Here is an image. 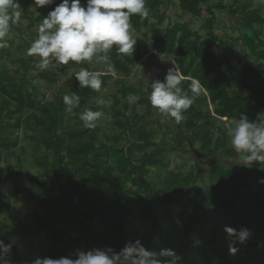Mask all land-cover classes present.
<instances>
[{"label": "trees", "instance_id": "obj_1", "mask_svg": "<svg viewBox=\"0 0 264 264\" xmlns=\"http://www.w3.org/2000/svg\"><path fill=\"white\" fill-rule=\"evenodd\" d=\"M172 1L166 0L168 4ZM176 1L181 11L204 17L203 26L211 34L209 39L191 31L185 22L168 21L154 27L149 23V16L131 18L134 32L150 33L154 50L173 57L186 78L182 84L184 90L189 89L192 79L201 83L204 97L215 105L217 117L238 119L246 114L249 119H255L257 113L264 111V16L261 8L255 5L256 0ZM261 1L264 5V0ZM30 2L32 0L25 3ZM161 2L146 0L150 14L156 16ZM52 7L54 5L36 10L37 15L30 25L41 23ZM222 12L241 22L234 26L238 30L236 42L244 55L238 67L229 58L211 51L204 52L203 55L208 56L201 59L206 41L215 44L222 40L211 32ZM160 15L159 21H162L165 17L163 13ZM8 55V47L0 50V155L3 148L17 144V138L13 143L8 141L11 130L1 126L3 121L13 120L10 125L16 128L28 126L45 134L43 141L51 152L50 156L36 158L42 176L57 180L66 178L63 185L56 184L55 195H49L50 187L44 190L48 204L45 213L36 220L35 233L43 232L49 238L53 258L59 253L53 249L57 248L58 240L62 241L66 256L77 249L87 251L93 247H110L120 252L139 242L156 252L175 250L182 258L181 264H264V183H259L264 171L255 166L220 162L197 172L191 169L185 173L174 171L168 166L164 146L155 144L153 132L138 125L137 118L129 122L117 121L135 136L126 147L118 145V134L102 133L100 125L94 130L67 132L65 118L68 114L64 112L63 95L48 105L37 106L31 92L27 91V85H31L27 73L35 69L33 58L14 60L18 68L9 71L4 68ZM109 61L116 62V69L125 74L133 62L130 56L118 55L115 48ZM40 73L45 74L42 77L46 80L54 81L47 72ZM122 94L128 96L124 91ZM143 101L149 108L150 102ZM94 106L78 109L94 110ZM185 117L184 125L192 134L193 119L201 117V110L192 106ZM209 124L206 120L199 134L202 157L209 159L213 154L235 157L233 149L226 146L224 135L212 139ZM199 181L198 191L189 196L187 188ZM43 185L40 179L33 197L41 192ZM128 195L131 201L127 200ZM74 198L83 201L81 209ZM54 211H57L55 223L45 222ZM135 217L140 219L141 231L131 223ZM95 219L102 223L97 230L92 225ZM229 227L246 228L251 232L245 244L235 245L238 249L235 254L229 252L226 231ZM14 231L22 235L18 229ZM13 233L1 227L0 240L7 244L6 237Z\"/></svg>", "mask_w": 264, "mask_h": 264}, {"label": "rangeland", "instance_id": "obj_2", "mask_svg": "<svg viewBox=\"0 0 264 264\" xmlns=\"http://www.w3.org/2000/svg\"><path fill=\"white\" fill-rule=\"evenodd\" d=\"M25 2L26 0H20L24 15L19 26L11 29L6 46L0 48L1 50L8 47L9 55L5 60L4 68L9 71L18 68V63L14 60L33 58L26 55V50L32 40L37 38V26L40 22L30 25L36 17L37 11L29 10L32 2L27 4ZM255 5L261 8L262 16H264L262 1L256 0ZM155 12L156 16L150 14L149 11V23L154 27H159L168 21L185 22L191 31L197 32L203 39H209L211 36L203 26L204 17H194L181 11L176 0H173L171 4H168L166 0H162ZM160 13H163L165 17L162 21H159ZM217 18L218 21L213 24L211 32L222 40L215 44L210 40L206 41L202 46L201 59L208 56L203 55L204 52L211 51L212 54H222L224 57L229 58L238 67L244 55L236 42L235 37L238 30L234 29V26H238L241 22L238 19H231L226 12L220 13ZM133 34L138 38L134 54L130 56L133 62L127 74L116 69V62L94 61L91 65H76L70 62L68 66L60 70L44 71L54 79V81H49L42 77L45 74L40 75L43 73H40L41 71L35 66V69H31L27 73L31 82V85H27V91L31 92L37 106L41 104L48 105L61 95L76 92L80 96L81 108L95 105V111L99 110L104 113L99 124L101 132L118 134L120 138L118 145L120 147H126L128 143L133 142L135 136L129 132L130 130L120 126L117 121L129 122L137 118L138 125H142L148 132H153L155 144L164 146L168 166L174 171L185 173L191 169L197 172L199 169H205L216 162L238 166L239 164L235 162L238 159L237 154L233 158H225L221 154H213L209 159L202 157L199 134L202 133L203 124L206 120L210 123L208 130L212 139L215 140L224 135L227 142L226 146L231 147L230 138L223 127L225 119L214 114L215 105L204 97V92L193 104L201 110V117L193 119L192 134H189L187 127L184 125L187 118L180 125H177L173 119L162 117L151 104H149V108L146 107L143 100L147 99L151 91L150 83L157 79L162 81L169 68L174 66L178 68V66L171 55L159 54L154 50L150 33L145 34L144 30H141ZM262 37L264 39V27H262ZM10 42L12 44L8 46ZM33 60L34 65H36L37 61L34 58ZM82 67L104 73H109L110 67H114L118 73V78L113 79L110 73L104 75L102 77L104 83L101 92H95L89 88L80 89L73 74L80 71ZM233 87L234 85H232ZM122 91L126 95L134 94L138 96L139 100L137 103L129 105ZM100 98L110 101V103L107 106L97 105V100ZM83 111L76 109L75 114L66 116L67 132L85 129L79 119V114ZM10 124H13V120L7 119L1 123L2 127H6L12 132L7 136L8 141L13 143L17 138V144L6 149L3 148L0 155V228H4L7 232H14L9 238L6 237L8 243H11L13 239L16 240V244L13 245L11 251L13 264H30V261L37 256L53 258L50 254L52 248L49 247V238L43 232L35 233L38 229L36 220L37 217L45 213L48 204L47 194H44V190L50 187L49 195H55L56 184L63 185L66 178L57 180L52 176H42V168L37 164L36 158L45 154L49 155L51 152V149L45 146L43 141L45 134L43 132L32 130L28 126L16 128ZM8 152L10 155H7ZM177 158H180L181 163H176ZM40 179L44 182L43 188H41V192L33 197L34 189L38 186ZM202 182L204 183V180ZM200 184L201 181L187 188V194L192 196L196 193ZM127 186H129V183H127ZM250 187L252 188V185ZM4 198H7L6 201H9V203L5 202ZM127 200H132L131 195L127 196ZM74 202L79 205L80 209L82 208L83 201L81 199L74 198ZM56 212H52L48 219H45V222L54 224ZM131 223L139 231L142 230L139 217L132 218ZM92 225L97 230L102 226V223L99 219H95ZM15 229L21 231L22 235H17ZM56 242H58L56 244L57 248H53L59 250L56 258L66 256L62 241L58 240Z\"/></svg>", "mask_w": 264, "mask_h": 264}, {"label": "clouds", "instance_id": "obj_3", "mask_svg": "<svg viewBox=\"0 0 264 264\" xmlns=\"http://www.w3.org/2000/svg\"><path fill=\"white\" fill-rule=\"evenodd\" d=\"M52 5L54 7L37 26V38L26 50V55L37 61L35 66L41 72L60 70L70 62L76 65H91L94 61L108 63L114 48L118 55L133 56L138 37L133 34L131 18L146 19L149 16L146 0H59V3L57 0H32L29 10L39 11ZM23 15L20 0H0V48L6 46L11 29L19 26ZM109 73L113 79L118 78L114 67H110ZM109 73L82 67L73 75L80 89L101 92L102 77ZM184 79L178 68H169L162 81L157 79L150 83L151 91L147 97L162 117L173 119L177 125L186 119L185 113L204 91L197 79H192L189 89L184 90ZM62 100L66 114H75L80 108V96L76 92L63 95ZM126 100L133 105L139 97L129 94ZM109 103L103 98L97 100L100 106ZM103 116L102 111L88 108L79 114V119L85 128L94 130ZM223 127L238 156L235 162L264 171V111L257 113L255 119H249L246 114H241L238 119H226ZM176 163H181L180 158ZM259 183H264V178ZM226 231L230 254L238 251L237 243L245 244L251 236L246 228L229 227ZM14 244L15 239L7 244L0 240V264H13L11 251ZM181 261V256L173 249L156 252L137 242L120 252L110 247H93L87 251L77 249L60 258L37 256L30 264H181Z\"/></svg>", "mask_w": 264, "mask_h": 264}]
</instances>
